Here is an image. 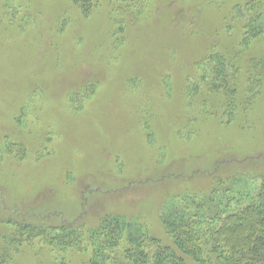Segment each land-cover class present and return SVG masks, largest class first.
<instances>
[{
	"label": "rangeland",
	"instance_id": "rangeland-1",
	"mask_svg": "<svg viewBox=\"0 0 264 264\" xmlns=\"http://www.w3.org/2000/svg\"><path fill=\"white\" fill-rule=\"evenodd\" d=\"M236 4L0 0V239L9 220L88 232L119 216L174 248L175 205H264V34L247 38ZM91 255L36 241L9 260Z\"/></svg>",
	"mask_w": 264,
	"mask_h": 264
},
{
	"label": "trees",
	"instance_id": "trees-1",
	"mask_svg": "<svg viewBox=\"0 0 264 264\" xmlns=\"http://www.w3.org/2000/svg\"><path fill=\"white\" fill-rule=\"evenodd\" d=\"M72 1L86 10L92 5V0ZM233 15L243 21L247 38L264 34V0H238ZM262 62L253 64L254 69H262ZM210 201L209 209L193 204L195 211H189L175 205L162 217L174 248L163 246L144 225L119 216L102 218L88 232L75 226L49 231L9 220L15 227L0 239V264H10L13 250L32 248L36 241L60 253L73 248L83 253L88 246L92 255L87 264H187L185 259L194 264H264V205L252 204L222 216L215 210L216 202Z\"/></svg>",
	"mask_w": 264,
	"mask_h": 264
}]
</instances>
